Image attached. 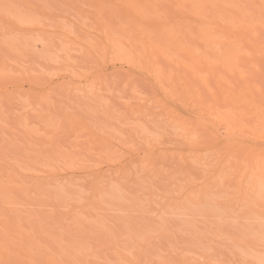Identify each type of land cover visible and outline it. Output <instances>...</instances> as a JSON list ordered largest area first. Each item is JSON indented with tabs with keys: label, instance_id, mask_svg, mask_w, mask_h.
<instances>
[{
	"label": "bare ground",
	"instance_id": "6f19581e",
	"mask_svg": "<svg viewBox=\"0 0 264 264\" xmlns=\"http://www.w3.org/2000/svg\"><path fill=\"white\" fill-rule=\"evenodd\" d=\"M45 3L47 4L44 0H0V113L1 111L7 113L6 111L9 110L10 114L15 115L13 118H11L12 114L9 116L12 120L9 123L10 126L6 127L4 123L7 125L9 119L5 114L3 115L7 118L6 122L1 121L0 118V123H3L5 128L4 131L11 134L5 133L7 135L5 139L0 136V264H137L138 262L140 264V257L150 247L148 238L151 239L153 234L148 235L147 232H150V229L140 224L137 218L126 221L127 217L123 219L122 215V218H117L115 221L118 226H123L125 222L134 223L131 227L127 225L126 230L122 229L124 231L122 234H125L129 240L134 239L138 246L142 245V248L140 247L142 250H138L136 244L130 249V246H120L117 242H112L113 244L108 246V251L103 253L102 250L101 253L99 249H93L96 245L93 247V244H88L89 235L87 237L84 235L83 240L60 236L57 227L46 222L51 216L48 208H37L42 202L45 205L48 203L51 207L81 209L82 214L74 221L78 231H85L83 233L87 234L100 233L104 237L113 232L112 238H115L117 235L115 236L116 232L114 228L112 229L114 225L109 227L106 223L103 225L102 221L96 220H101V210L105 211L103 215L106 217H114L120 210L125 211L124 207L129 208L127 204L130 203L126 200L127 198H125L126 201L119 199L122 197L115 193V189L109 182L111 178L105 177V174L102 175V171L93 172L96 178L100 176L101 178L90 183V194L82 198L51 190L50 185H44L46 179L52 174L55 177L59 176L58 179L66 176L64 174L67 172H59L61 163L71 160V153L63 150L59 144L66 121L76 122L74 124L81 131L78 137H82L80 140L82 143L84 141L85 145H89L88 149H104L106 144L107 147L109 146L106 131L102 128L93 124L86 125L82 119H79L71 110L67 111L64 106L60 112L63 111L65 117L62 115L61 119L53 115L58 110L56 106L54 112L50 111L52 105L49 106L50 109L47 106L44 108V105L54 103L51 101L54 99L53 94H58L61 86H64L62 89L66 88L65 90L71 95L75 88L78 92L76 95L82 94V98L88 93L84 87L78 88L69 75V80L61 86L59 84L58 92L54 93L57 91L56 82L58 80L54 82L56 83L54 88L52 83L54 74L50 73L52 71L47 70L46 73L36 67L34 71H31L32 66L29 67L30 62L37 61L38 63L39 61L38 64L46 63L50 67L58 68V61L55 60L58 56L55 57L54 49L50 48V45L43 44L44 46L41 47V51L45 47V51H42L45 54L39 53L40 48L37 47L38 50L35 47L34 52H38L37 54L31 52L33 50H28L31 38L23 43L24 39L19 40L15 37L17 35L20 37V34H15L17 31L32 34L34 32L32 30H39L42 33L43 30L41 31L42 27H40L42 24L39 25L37 21H39V15L43 20L45 18L42 16L47 10ZM89 4L91 8H87L88 11L84 10L87 11L86 14L93 10L94 16L91 18L94 21H90L96 24L94 27L91 23L93 27L87 28L86 26L89 31L85 30L89 35L90 29L93 28L92 32L93 30L96 32L97 40L104 46L103 50L94 39L92 43L91 40L95 36L90 34L93 37L89 39L88 44L96 42L98 47L94 46V49L103 50H100L101 54L94 50L98 53L96 54L95 52L89 53L90 47L85 48L89 49L84 51L90 54L89 60L91 59L93 65L91 67L96 69L90 76L121 77L130 89H136L139 93L145 94L139 103L142 107H146L150 101L155 100L179 121L193 126L192 128L195 126L207 138L209 148L215 150L225 148L228 157L231 158L227 160L228 163L245 168L246 175L251 178L240 180V185L233 195L227 194L226 197L219 196L220 198L217 199L214 197L216 200L213 199L212 203L215 204L205 202L207 194H192L193 191L181 194L190 196L186 201L183 200L186 196L167 197L165 202L159 203L160 208L158 207V211H161L159 216L162 219V225L165 223V228L160 231L162 235L169 230L167 228H170L167 223L169 218L163 216L170 206L178 209L174 211H178L179 216H188L191 219L203 218L206 223L217 220L218 223L227 224L231 221L230 219L239 217L246 225L249 221L247 219L251 216L253 220L256 219L255 216L260 217L259 220L262 219L264 216V198L261 195L264 190V0H89ZM80 10L79 14L83 13V10ZM49 11L51 15H55L56 19L58 13H53L55 10ZM89 16L85 18L87 20L84 18L83 20L87 21L90 26ZM81 17L79 16V20ZM55 19L53 18L51 22L49 18H45L50 22V26L53 24L54 30L49 25L46 26H49L59 36L63 35L68 38L69 30L61 28L62 25L57 28V25L61 23L59 19H56L59 23L55 25ZM60 20H62L61 16ZM83 20H80L82 24L79 22L82 26L86 25ZM44 21H41L44 26L49 23L47 21L44 24ZM50 29L46 27L44 31H47L48 35L51 31L53 35ZM13 30L17 31L12 33ZM10 32L12 36L15 34L14 38L10 36ZM38 41L42 42L40 39L36 42ZM78 41L77 44L82 46L83 42L80 39ZM85 42L84 47L88 45L87 42L85 45ZM51 45L54 48L55 45ZM48 47L50 50H46ZM51 50L54 55L49 52ZM59 51L63 56L64 51L61 49ZM50 54L55 57L53 60L49 59ZM44 55L49 57L46 58ZM68 64H70L69 68L77 66L76 63ZM34 66L39 68L38 65L34 64ZM108 66H111L112 74L104 73ZM65 77L66 75L63 79ZM60 78L62 76L58 77ZM25 83L28 84L27 88H25ZM77 84L82 85L83 79H80ZM72 85H74L73 88ZM170 90L176 93L171 94ZM148 94L152 97L147 96ZM25 95L28 96V102L25 100L28 104L23 102L24 100H18L20 97L23 99ZM31 96H34L33 100ZM56 98L58 99L57 95ZM195 101L196 105L193 104ZM187 111L190 112V116L184 113ZM9 136L11 137L8 138ZM68 140L69 138L66 142ZM39 144L43 150H34L33 147ZM72 151L76 152V150ZM30 152L35 155H31ZM107 152H110V149L107 148ZM107 152L105 154H108ZM181 160L182 164L201 171L210 172L212 170L215 177L221 176L220 172L224 170L223 165L213 163L209 156L202 152L190 157L181 156ZM78 164H74L71 168ZM37 165L48 167L41 170L47 174L40 175L33 172L32 169H35ZM71 168L65 170L69 169L68 172L75 173L78 169L71 170ZM89 202L98 206L95 209L98 213L93 212V214L96 213L95 218L89 216L91 212ZM84 207H88V215ZM174 213L175 216H171L178 220L176 216L178 213ZM83 214L86 216L85 219H83ZM257 214L260 216L258 217ZM136 216L141 217L140 214ZM110 220L113 219L110 218ZM174 221L172 223H175ZM182 221L178 223L181 224ZM184 224L187 228L184 230L189 233L187 235L193 236L191 240L197 238L196 242H203L200 236L215 240L234 236L238 245L248 246L264 254V236L257 235L255 230L246 229L247 231L244 232L236 227L228 230L208 224L203 228L191 222H182L181 225L184 227ZM176 225L175 227L172 225L174 228L171 226L172 230H176ZM254 226L252 224L251 227ZM183 227L179 229L182 230ZM257 227L259 228V225L255 226ZM258 228L257 230H260ZM262 229H264V224L261 231ZM160 232L156 233L157 237L158 234L161 236ZM176 232H178V227ZM133 247L136 249L132 250ZM202 248L200 246L199 250ZM203 249L204 252L201 254L205 256L208 252ZM196 252L200 253L198 250ZM208 255L210 256V253ZM198 258L194 259L195 264L202 259L198 260ZM186 261L185 263L188 264L189 261ZM252 261H247L245 264L261 262ZM157 263L170 264L169 261L164 260ZM206 263L209 264L208 261ZM190 264H192L191 261ZM198 264L203 263L198 262Z\"/></svg>",
	"mask_w": 264,
	"mask_h": 264
},
{
	"label": "rangeland",
	"instance_id": "374dc122",
	"mask_svg": "<svg viewBox=\"0 0 264 264\" xmlns=\"http://www.w3.org/2000/svg\"><path fill=\"white\" fill-rule=\"evenodd\" d=\"M44 1L47 2V4L45 3L47 10L45 12L46 14H43V15L41 14V15L45 18H49L50 19L49 21L53 22L52 20H53V18L55 19V15L54 16H53V14L51 15V13H49L51 11H49V10H52V12L55 10V12H53V13H55V14L58 13L57 16L59 18L56 16V19H59V22L61 23V24L57 25V28L60 27V25H62L61 28L63 27V29L69 30L68 38L64 37L63 35L59 36V34H57L55 31H53L54 30L52 28L53 24L51 23L52 25L50 26V22L48 20H45V18H44V20H45L44 21L40 15L38 16L39 21H37V22L39 25L42 24V25H40V27H42L41 31L43 30L42 33L39 30H32V31H34L32 34H31V32L29 34H27L26 31H24V33L22 31H20V33H19V31H17V30H13L12 33L14 31H17L18 33L16 32L15 34L16 35L20 34L21 38L18 35L15 37H17L16 39H19V40L24 39L23 43L25 42L26 39L29 41V39L31 38L30 43L32 44V42H33L34 47H33V45L30 44V48L31 47H33L34 49H35V47L40 48V51H38L39 53H41L42 51H45V47H44V50L41 51V47L44 45H46V46L50 45L49 47L54 49L53 53L56 54L55 57L58 56L55 59L58 61V63H57L58 68L55 66L50 67L46 63L40 62L43 65L38 64L39 61H38V63H37V61L29 63V67L32 66L31 68L33 69L31 71H34L35 67H36V69H39V70L41 69V71H45L46 73H47V70H48V72L52 71L50 73L54 74V77L52 80L54 88L56 87L55 84L57 83V87H56L57 91H54V93L58 92L59 84L61 86L62 84H64V82L69 80L68 75L72 77L74 84H76L78 88L84 87L88 91L87 96H83V98H82V94L76 95V93H78V92H77V90H75V88H74L72 95H71L69 92L66 91L67 90L66 88H65L66 90L64 88H63L64 90L62 89V87H64V86H61V88L59 87L60 90H59L58 94L57 93L53 94L52 98H54V99L51 101L54 103L50 104V105H44V108H46V106H47L50 109L49 106L52 105L51 108L52 109L54 108V109L53 110L50 109V111L54 112L56 110V107H57L59 112H58V110H56V112L53 115L54 116L57 115L58 117H56V118H60V116L62 117V115H63V111H62V113L60 111H61V108H63V106H64V107H66L67 111L70 112V110H71L79 119H82L83 123H85L86 125H90V124L92 125L93 124L96 127L102 128L103 130H105L107 138L110 140V141L108 140L109 146L107 147V144H106L104 149H100V148L88 149L89 145L88 144L85 145L84 141L82 143L80 141L82 139V137H78V135H80L81 131H80V129H78L76 124H74L76 122L73 123L71 121H66L65 129H64L62 136L59 140L60 141L59 144L61 145L63 150L71 153V156H70L71 160L70 161L68 160L67 163H61V167L59 168V172H62V171L67 172L68 175L66 173V174H64V176L66 175L65 177L58 179L59 176L55 177L52 174L51 176L48 177V179H46V181L44 182V185H50L51 190H57L59 192H64L65 194L67 193V195L79 196L82 198V197L88 196L90 194V190H89L90 189V183H94L95 179L100 180V178H101V176L100 177L98 176L99 178H96L97 176L95 174H93V172L102 171V175L105 174L104 175L105 177L111 178V180L109 181L110 184H112L113 189H115L114 190L115 193L118 194L119 196H121L122 199L119 198L118 196L117 197L120 200L124 199V201L129 200V202H130V203L127 202V203H129V204H127V205H129V208L124 207L125 211L120 210L119 211L120 213L117 212V215L114 217H111V216L110 217L108 216L109 218L106 217L105 215H103L105 211L102 212V210H101L100 212L102 214V218H100L101 220H96V221H102L103 225L106 223V225H108L109 227H112L114 225L112 227V229L114 228V230L116 232V234H115V232H114V234H115V236L117 235L116 236L117 238L116 237L112 238L113 232L108 234V236L106 235V237H104V235H102L100 233L87 234V233H83L85 231H83V232H80V230L78 231L77 227H75V225H74V221L77 219V217L78 218L80 217V214H82V213H80L83 211L81 209L71 210V207H67V208H65V207H51L48 205V203H46L47 205H45V204H42V202H41V205L37 206V208L38 209L48 208V211L51 215L49 217V219L50 218L51 219L50 220L48 219L49 221L46 220V222H48V224H51V225L57 227V229H58L57 231L59 232L60 236L74 237V238H76V240H80V239L83 240L84 235H85V237H87V235H89V237L91 236L90 238L87 237L89 239L88 244L89 243L91 245L93 244V247L96 245L93 249H99V251H101V253L103 250V253H106L108 251L109 244L111 246V244L116 243V242L120 246H125V247L130 246L129 247L130 249H131V246H133L135 244L137 245V243H135L136 241L134 239L129 240V239H127V237H125L126 236L125 234H122V232H124V231H122V229L126 230L128 227L133 226L134 223H130V222L126 223L125 222L126 225L124 223V225L122 224L123 226H118L116 221H115L117 218H122V217H123V219H125L127 217L126 221L136 220V218H137V221H140L139 222L140 224H142L145 227L150 229V232H147L148 235L150 234V236H151L153 234V236L155 237L154 238L153 236H151V239L148 238L150 240L149 241L150 245L148 244L150 247H148L147 251L143 252V256L145 258L143 256L140 257V259H141L140 264H142V263L143 264H158L157 262H159L160 260L161 261L164 260L167 262L169 261L170 264H173V263L178 264L179 262L184 261V259H185L184 263L187 262L186 260H188L189 261L188 264H190V261L192 262V264H195L196 261L194 259L195 258L197 259L198 257H200V258H198V260L201 258L203 260L201 259L200 260L201 262L197 261V264H198V262L203 263V264L204 263L207 264L206 263L207 261L209 262V264H239V263L245 264V263H247V261L249 262L250 260L252 261L254 259H255L254 261H256V263H257V260L261 261L260 258H262L263 259L262 261L264 262V254L262 252H256L255 250H253L252 248H250L248 246L238 245V243L235 241L234 236L231 237L232 239L227 237V239L223 238L222 240H219V239L215 240L213 238H212L213 239L212 240V239H209L207 237L205 238V237L200 236V238H203L202 239L203 242L198 241L199 242L198 243L195 241L197 238L191 240L193 238V236H191V235H189V236H191L189 238L190 240L187 238V237H189L187 235L189 233H187V231L184 230V228L185 229H187V228H186L185 224H184V227H183V225H181L182 222H186V223L191 222V223H193V225H198L199 227H203V228H204V226H207V224L209 226H213V227L214 226L224 227L228 230L234 229V227H236L239 229V231L241 229V231H244V232H246L247 230L248 231L249 230H255V232L257 231L256 232L257 235L260 236V234H261V236L263 237L264 236L263 235L264 229H262L263 231H261V228H263L264 216L262 215L263 218L261 217L262 219H260L261 220L260 221L259 220L260 214H257L259 218H257V216H255L256 214L253 215L256 218V219L254 218L255 220L252 219V216L250 219H247V221L248 220L249 221H248V224H246V225L244 224V221L241 218L239 219V217H236L235 219L232 218L234 220L230 219L231 221L227 224H225V223L222 224L221 222L218 223L217 220H214V222H208L207 221V223H206L205 222L206 220L204 221L203 218L191 219L188 216H186L187 218L184 217L183 215L179 216V212L174 211V210H178V209L174 208V206L173 207L170 206L167 208L166 213L163 215V216L169 218V219H167V221H168L167 223H168V225H170V226H168L170 228H167V229H169L170 232H169V230H167L162 235V233L160 231L165 228V226H164L165 223L162 225V219L159 216L161 211H158V207H159L160 202H165L167 200L166 199L167 197L168 198L173 197V196L176 197L178 195L187 193V191H193V193L191 192L192 194H203V195L207 194L206 195L207 201H205V202L208 204V202L212 203L213 199H215V198L217 199V198H220L221 196H223V198H224V197H226L227 194L233 195V193H235L237 191V189L240 185L239 184L240 180H242V179L250 180L251 178L246 175V169L245 168H242V167L240 168L237 165H231L230 163H228L227 160H229L231 158L228 157V154L225 151V148H218L217 150L209 148L207 138L204 135H202L200 133V130L198 128H196L195 126H194V128H192L193 126H191V125L188 126L185 123L179 121L177 119V117L172 115V113H170V111H168L167 109L161 107L155 100L150 101L146 105V107H142V105H140L139 103L141 102V100H140L141 97L145 94L139 93V91H137L136 89L135 90L130 89L129 86L124 83V81L122 80L121 77H119V76L111 77V75L99 76V77L90 76L92 73H94V71L96 69L91 67L93 65H92V62L90 61L91 59L89 60L90 54H88L84 50L88 51L89 49H91V50H89V53L90 52L96 53V51H98V50L94 49L95 48L94 46H97V44L101 48H103L104 46L102 44H100L101 42L99 40H97L96 32L94 30L92 32L93 28L90 29L91 32L89 33V35H87L88 34L87 31H89V30L86 29V26H87V28H90L93 26L95 27V24H96V23H93L90 21L93 19V18H91V16L92 17L94 16L93 10H91V11L89 10L90 13L88 12V14H86L88 11L87 8L88 9L91 8V6L89 4V0H84V1L78 0V2H77V0H56L57 3L55 0H51V1L44 0ZM52 1H53V3H52ZM75 3H77V4L75 5ZM58 7H60V8H58ZM79 8L83 10V13L79 14V11H81ZM64 9L65 10L68 9V10H66V12H65ZM84 9L87 11H85ZM72 10H73V12H72ZM47 13H48V15H47ZM59 14H60L62 20H60ZM89 14H91V15L89 16ZM79 16L80 17L82 16L80 18L81 21L83 20V18L85 19V18H87V16H89L88 20L90 22V26L87 24V21H85L87 19L83 20V23L86 22L85 23L86 25L82 26L81 25L82 22H80ZM89 18H91V19H89ZM56 19H55V21H56ZM40 20L44 21V24H45V22L47 23V21H48L49 23L45 24V26L49 25L50 28H52L53 30L50 29L49 26H46L47 29L52 30L53 31L52 33H54L55 35L54 34L52 35L51 31H49V33L51 35L50 34L48 35V32L44 31L46 29V27L43 25V22L41 23ZM55 21H54V23H55ZM57 21H56L55 25L57 23H59ZM92 21H94V20H92ZM91 23L93 26L91 25ZM84 26H85V28H83ZM54 27L56 30V26H54ZM85 32H87V33H85ZM9 34L11 37L14 38L15 34H13V36L11 35V32ZM56 34H57V36H56ZM90 34L95 36V38H92L93 36L91 37ZM27 37H29V38H27ZM81 38H83V40H81ZM91 38H92V40H91ZM37 39L42 40V42L38 41V43H37L36 42ZM78 39H80V41L83 42L82 43L83 45H84L85 41L88 44V42H90L89 39L92 41V43H93V39H94L97 42V44H96V42H94V44L89 43V44H91L89 46V44L87 45L85 42V45H87V46H85V47L83 45L80 46L77 44L79 42ZM84 39H85V41H84ZM27 40H26V42H27ZM51 44L55 45L54 48L51 47V46H53ZM28 45H27V47H28ZM49 47L46 50H50ZM56 47L61 49L62 51H64L63 56H62V53L59 51V49H57ZM83 47H84V49H81ZM86 47H88V48L90 47V48L85 49ZM30 48H28L29 51L33 50L31 52L38 54V52H34V51H36V49L34 50L33 48H31V49ZM94 50H96V51H94ZM100 50L101 49L99 48L98 53L101 54ZM103 50H104V48H103ZM103 50H101V51H103ZM49 52L52 53V50ZM57 52H58V54H57ZM42 53L45 54V52H42ZM98 53H96V54H98ZM43 54H41V55H43ZM47 54L49 55L48 52H47ZM81 54H83V55H81ZM47 56L44 55V57H46V58H47ZM87 56H89V57L87 58ZM53 57L54 56H52L50 54L49 59L52 58V60H53L55 58V57L54 58ZM20 63H22V62H20ZM31 63H33V64H31ZM68 63H72V65H74V63H76L77 66H75V67L70 66V68H69L70 64H68ZM34 64L38 65L39 68L37 66H34ZM47 65H48V67H47ZM45 68H46V70H45ZM105 69L106 70H104L105 71L104 73L112 74L111 66H108ZM53 74H52V76H53ZM65 75H66V77L63 79V77ZM60 76H62V78L58 79V77H60ZM86 77H89V78L86 79ZM80 79H83L82 85L77 84V82ZM54 82H56V83L54 84ZM24 85H25V88L28 87L27 83H25ZM71 87L73 88L74 85H72ZM170 91H171V94L176 93L174 90H170ZM56 95H57L58 99L56 98ZM147 96L152 97L149 94ZM24 98H26V99H24ZM27 98H28V96L25 95V97H23V99H22V97H20L18 100L19 101L24 100L23 102L27 103L28 102ZM29 98H30V96H29ZM31 99L33 100L34 96H31ZM31 99H29V101H32ZM54 100H56L57 103ZM193 104L196 105L197 104L196 101ZM53 105H54V107H53ZM6 108H8V107H6ZM8 111H6L7 113H4L2 111L0 113V114H2V116H0L1 121L3 120V122H6L7 118L9 119L7 122V125H6V123H4V127L10 126L9 123H11L10 121L12 120L9 117V116H11L12 113L10 114L11 111H9V112ZM52 112H51V114H52ZM184 113L186 115L190 116V112L187 111ZM3 114H5L7 118ZM8 114H10V115H8ZM14 116L15 115L12 114L11 118H13ZM2 117L6 120L2 119ZM63 117H65V116L63 115ZM0 124H1L0 125L1 126L0 131H1V128H3L2 130L4 131L5 128L3 127V123H0ZM36 128L44 130L40 127H36ZM3 131H1L0 133L2 134ZM5 133L7 135L10 134V133H7V131H4L3 134L0 135V136H3L4 139L7 136ZM10 137L11 136H9L8 138H10ZM67 138H69L68 142H66ZM83 140H85V137H83ZM107 148L110 149V152H107ZM33 149L34 150L39 149V151L43 150V148L40 144L34 146ZM111 149H113V150H111ZM72 150H76V152H73ZM105 152H107L108 154H105ZM200 152L204 153L205 155H208L209 159L212 160L213 163L223 165L224 170L222 172H220V173H222L221 176L215 177L216 175L213 174L214 171H212V170L210 172L207 170L201 171L200 169L190 167V166H186V165L182 164L181 156H189L190 157V156H194ZM101 154H102V156H101ZM31 155H35V154L31 153ZM103 155H106V156H103ZM235 160L237 161V159H235ZM76 163L77 164L80 163V164H78V166L71 168ZM243 163L246 164V162H243ZM42 168L45 169L48 167L42 166V165H37L35 167V169H32V171L39 173L40 175L47 174V173L41 171ZM53 168H56V167H53ZM66 168H71V170H76L77 168L78 169L75 171V173H72V172H68L69 169L65 170ZM57 179H58V181H57ZM51 182H53V184H51ZM117 190H119V192ZM181 196L185 197L186 195H181ZM189 197L190 196H186L183 200L186 201V200H188ZM125 198H127V199L125 200ZM223 198H221V199H223ZM209 200H211V201H209ZM89 204H90V205H88L89 211L92 212V213L91 212L89 213V216H91V218L92 217L95 218L94 217L95 214L98 213V212H96L95 209H97L96 207H98V206H96L95 204H93L91 202H89ZM212 204H215V203H212ZM85 206H87V205H85ZM84 208L87 209V210L84 209V211L87 214L88 207H84ZM127 209H129V210H127ZM214 209H216L215 206H214ZM93 212H96V213L93 214ZM131 212L134 214L132 215ZM173 213L174 214L178 213V214H176V216H178V218H179L178 220L179 221L183 220L181 222V224L178 223L179 222L178 220H176V219H174V217H172V216H175V215H173ZM233 213H234V211H233ZM84 214H83V219L86 218V216H85L86 214L85 215ZM138 214H140L141 217L136 216ZM235 214L233 215L234 217H235ZM236 215L238 216V214H236ZM103 216H105V217H103ZM134 216H136V217H134ZM81 217H82V215H81ZM129 217L133 218V219H130ZM104 218H105V220H104ZM110 218L113 220H110ZM180 218H183V219H180ZM87 219H88V217H87ZM89 219H90V217H89ZM97 219H99V218H97ZM106 219L107 220L109 219V220L107 221ZM237 219L240 220V223H239V220H237ZM174 220H176V222ZM173 221L175 223H172ZM254 221H255V224L257 222L258 223L255 225ZM251 223L253 224V226L259 225V228L261 226L262 227L260 228V230H257L258 227L257 228H255V226L251 227L252 226ZM175 224H177L176 226L178 227V232H176L177 227H176V230L175 229L172 230V227L173 226L175 227ZM127 225H128V227H127ZM179 225H181L183 227L182 230L179 229L181 227ZM242 226H244L245 228ZM137 228H139L138 225H137ZM183 230H184V232H183ZM258 231L260 232L259 234H258ZM157 232H160L161 236H159V234H158V237H157L156 236ZM150 236H147V237H150ZM109 237H110V239H109ZM94 239H95V241H94ZM129 241H130V243H129ZM97 244L100 245V247ZM121 244H123V245H121ZM202 244L203 245L205 244L206 246L205 245L203 246ZM200 246H202L203 248L205 247V249H203V248L202 249L205 251L207 250L206 251V252H208L207 255L205 253V256L204 255L202 256L201 252H204V251H202V249L199 250ZM140 247L142 248V245H139V246L137 245L138 250L141 249ZM134 248L135 247H133L132 250L136 249V248L135 249ZM197 250L200 251V253H199L200 255L198 254V252H196ZM209 253H210V256L208 255ZM137 256H140V255H137ZM183 257H185V258H183ZM178 258H179V261H177ZM189 258H191V259H189ZM175 259H176V261H175ZM202 261H204V262H202ZM254 261H252V262H254ZM262 261L260 263H257V264H264V263H262ZM184 263L182 262L180 264H184ZM137 264H139V262ZM185 264H187V263H185ZM249 264H251V263H249Z\"/></svg>",
	"mask_w": 264,
	"mask_h": 264
},
{
	"label": "snow or ice",
	"instance_id": "6c2138e0",
	"mask_svg": "<svg viewBox=\"0 0 264 264\" xmlns=\"http://www.w3.org/2000/svg\"><path fill=\"white\" fill-rule=\"evenodd\" d=\"M261 195H262V198H264V190H262V193H261Z\"/></svg>",
	"mask_w": 264,
	"mask_h": 264
}]
</instances>
